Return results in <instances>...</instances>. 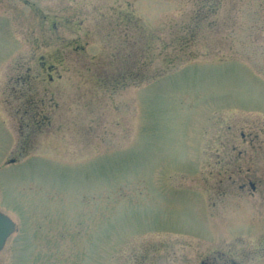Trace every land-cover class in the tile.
I'll use <instances>...</instances> for the list:
<instances>
[{"label":"rangeland","instance_id":"1","mask_svg":"<svg viewBox=\"0 0 264 264\" xmlns=\"http://www.w3.org/2000/svg\"><path fill=\"white\" fill-rule=\"evenodd\" d=\"M0 212V264H264V0H0Z\"/></svg>","mask_w":264,"mask_h":264},{"label":"water","instance_id":"2","mask_svg":"<svg viewBox=\"0 0 264 264\" xmlns=\"http://www.w3.org/2000/svg\"><path fill=\"white\" fill-rule=\"evenodd\" d=\"M14 231L15 224L10 218L0 212V251L4 248L8 238Z\"/></svg>","mask_w":264,"mask_h":264},{"label":"flooded vegetation","instance_id":"3","mask_svg":"<svg viewBox=\"0 0 264 264\" xmlns=\"http://www.w3.org/2000/svg\"><path fill=\"white\" fill-rule=\"evenodd\" d=\"M201 264H223V263L217 260V258H214V260L212 261H202ZM224 264H227V263H224ZM232 264H239V263H232Z\"/></svg>","mask_w":264,"mask_h":264}]
</instances>
